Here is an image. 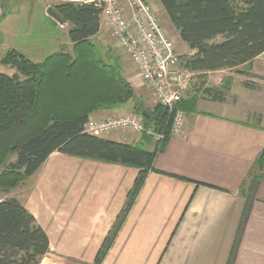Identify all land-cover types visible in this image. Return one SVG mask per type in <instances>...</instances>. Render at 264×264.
Returning <instances> with one entry per match:
<instances>
[{
	"label": "crops",
	"instance_id": "0c3cea01",
	"mask_svg": "<svg viewBox=\"0 0 264 264\" xmlns=\"http://www.w3.org/2000/svg\"><path fill=\"white\" fill-rule=\"evenodd\" d=\"M177 38L189 55L195 54L178 31ZM132 66L129 73L124 66L123 75L136 94L140 86L149 91ZM230 70L196 75L188 95L199 97L197 110L188 113L184 133L171 136L156 157V168L166 174L149 173L103 264H264V157L257 165L264 151V52ZM229 84L224 101L204 92ZM127 113H133L132 101L91 117ZM102 137L154 149L143 133L131 130ZM138 172L55 151L17 198L48 233L49 253L91 264ZM257 174L261 180L250 193L248 181ZM248 196L250 210L242 226Z\"/></svg>",
	"mask_w": 264,
	"mask_h": 264
},
{
	"label": "trees",
	"instance_id": "16d2710c",
	"mask_svg": "<svg viewBox=\"0 0 264 264\" xmlns=\"http://www.w3.org/2000/svg\"><path fill=\"white\" fill-rule=\"evenodd\" d=\"M160 2L182 41L196 51L183 55L182 62L197 74L234 69L264 52V0ZM54 10L64 24H71V49L55 51L43 62H34L16 49L1 59V63L17 72H0V191L9 193L23 186L55 151L138 169L127 200L94 259L95 264H103L149 173L166 174L156 168L155 161L172 136L174 112L160 104L145 109L132 83L123 75L119 57L108 53L102 57L93 41L101 31L100 9L94 3L61 2ZM219 37L221 41H217ZM230 87L231 84L214 91L205 88L204 92L224 101ZM198 99L196 94L187 95L175 108L195 112ZM131 101L133 112L145 114L146 125L164 134L153 150L85 130L93 113ZM144 136L146 143L152 142L151 136ZM12 155L16 159L9 162ZM263 157L264 151L258 158V167L262 166ZM260 180L261 175L257 174L248 181L250 193ZM249 210L250 196L242 226ZM49 252V235L36 216L15 196L0 199V264H41Z\"/></svg>",
	"mask_w": 264,
	"mask_h": 264
},
{
	"label": "built area",
	"instance_id": "2783aa9c",
	"mask_svg": "<svg viewBox=\"0 0 264 264\" xmlns=\"http://www.w3.org/2000/svg\"><path fill=\"white\" fill-rule=\"evenodd\" d=\"M82 1L94 3L100 9L101 29L105 28L129 56L156 103L174 112L171 135L183 134L188 125V113L175 107L190 92L197 73L184 66L182 55L154 4L148 0ZM85 130L97 136L119 130L145 133L151 136L154 146L164 138L162 132L146 125L143 114L137 113L90 117Z\"/></svg>",
	"mask_w": 264,
	"mask_h": 264
},
{
	"label": "rangeland",
	"instance_id": "374dc122",
	"mask_svg": "<svg viewBox=\"0 0 264 264\" xmlns=\"http://www.w3.org/2000/svg\"><path fill=\"white\" fill-rule=\"evenodd\" d=\"M67 1L0 0V72L10 75L17 72L16 68L1 63V59L9 50L16 49L34 62H43L48 55L52 54L55 51H58L60 49L66 50L72 48V44L68 36V31L71 28V24L67 23L61 25L56 20H53V17L48 14V9H55V6L57 4ZM148 1L154 4L155 9L159 13L161 22L168 30L170 36L174 39V41L179 40L177 38V31L175 30V27L168 20V17L163 11L162 7L159 5V2L157 1L156 4V0ZM71 2L83 3L82 0ZM93 41L99 46L102 57L105 58V53H108L114 57L118 56L123 69L125 66L127 73H129V71L131 70H134L129 56L122 52V50L116 44L115 39L107 30H105V28H102L99 36H96ZM178 42L175 41L177 49L181 53V55H189V50L182 43ZM224 70L226 71V73L233 72L230 69ZM235 71L236 70H234V72ZM195 78L196 76L193 78L194 83L196 80ZM137 97L139 99L140 97L143 98L142 106L145 109L151 110L155 105H157L155 99L145 88V86L138 87ZM15 159L16 155H12L9 159V162L14 161ZM20 188L22 190L15 189L9 193L0 191V199H6L12 196H23L25 187ZM41 264L90 263H85L80 260H75L71 257H65L51 252L43 258Z\"/></svg>",
	"mask_w": 264,
	"mask_h": 264
},
{
	"label": "water",
	"instance_id": "95a60500",
	"mask_svg": "<svg viewBox=\"0 0 264 264\" xmlns=\"http://www.w3.org/2000/svg\"><path fill=\"white\" fill-rule=\"evenodd\" d=\"M48 14L50 16H52L58 23H60L61 25L64 24V20L62 19V17L58 14V12H56L54 9H48ZM145 116V114H143Z\"/></svg>",
	"mask_w": 264,
	"mask_h": 264
}]
</instances>
